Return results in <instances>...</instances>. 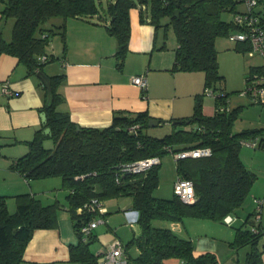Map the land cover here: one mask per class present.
<instances>
[{
    "label": "trees",
    "instance_id": "16d2710c",
    "mask_svg": "<svg viewBox=\"0 0 264 264\" xmlns=\"http://www.w3.org/2000/svg\"><path fill=\"white\" fill-rule=\"evenodd\" d=\"M2 2V16L12 17L14 22L9 40L0 30V54L16 56L26 66L28 74L43 71L48 62L63 60L62 56L48 54L46 47L51 36L57 33L62 41V53L66 52V18L88 19L95 14L109 18L106 28L117 39L114 55L121 68L130 37L129 11L139 7L141 21L148 12V22L155 29L166 30L169 24L172 26L176 47L171 69L203 71L204 88L215 87L216 82L223 79L219 74L215 40L237 27L232 20L221 18V13L233 11L234 14L240 3L239 0H112L103 6L100 0ZM54 17H60L61 22L53 28H44L43 24ZM234 48L249 50L250 45L236 42ZM42 54L47 56L44 61L38 59ZM253 71L264 73V67L251 66L250 74ZM48 78L52 88L48 104L46 87L40 80L46 121L30 140L25 141L27 151L13 158L10 168L27 181L59 176L62 188L67 190L66 201L44 204L36 194L22 192L14 195L15 211L10 212L7 196L0 195V264H20L33 231L57 227L60 209L70 213L77 236V241L68 245L70 260L78 264H97L99 252L90 248L96 238L93 233L84 237L81 232V227L94 218V213L83 205L92 198L102 201L124 195L132 196L131 208L138 213L140 228V234L124 245L127 264H165L168 257H178L186 264H219L214 252L195 253L190 239L178 236L169 227L155 225L154 221H183L192 217L224 222V217L243 203L257 178L240 157L241 144L259 137V148L264 147V138L260 137L264 128L234 132L231 123L237 108L218 110L219 106L226 107L227 92L224 91L215 96L212 115L203 114L202 95H196L192 113L174 118L170 123L172 130L160 137L145 131L151 118L147 111H115L109 126L83 127L71 120L67 109L60 108L64 100L60 84L65 75L55 74ZM191 122L192 127H181ZM133 125H137L136 132L128 130ZM46 127L50 128L47 134L43 132ZM46 139L52 141L51 147H45ZM205 146L211 149L208 156L175 160L177 176L193 182V202H183L174 192L169 198L154 196L164 153ZM152 156L160 157V163L145 172L130 173L121 169L122 164ZM260 236L259 231L236 228L230 245L251 246L242 264H259L261 252L257 244ZM132 247H136L138 253L132 254L129 250Z\"/></svg>",
    "mask_w": 264,
    "mask_h": 264
},
{
    "label": "crops",
    "instance_id": "0c3cea01",
    "mask_svg": "<svg viewBox=\"0 0 264 264\" xmlns=\"http://www.w3.org/2000/svg\"><path fill=\"white\" fill-rule=\"evenodd\" d=\"M109 1L112 0H106V4ZM100 2L103 5L102 0ZM97 17V20L66 18V52L62 53V43L60 47L55 42L51 45V50L47 51L48 54L62 56L63 60L59 58L57 62L54 60L45 64L43 72L47 76L65 75L60 84L64 98L60 108L69 111L71 120L83 127H105L112 123L115 111H147L151 117L162 120L164 124H170L174 118L189 116L193 111L195 96L200 94L204 85L203 71L172 70L176 44L169 51L159 31L148 22V12L144 13V21L140 20L139 7L129 11L128 51L123 66L118 67L114 55L117 39L106 28L109 18L107 15ZM3 20L0 10V30L3 37L9 40L12 28L7 32L2 25ZM165 20L167 19L163 21ZM52 21L57 25L61 18L54 17ZM136 74H144L147 82L145 89L131 82V76ZM4 83L8 84L10 94L6 93ZM43 103V90L36 74H28L26 66L16 56L1 53L0 142L5 145H21L30 140L36 129L43 124ZM15 157L18 155L10 158ZM242 161L248 169L256 172L245 160ZM11 162L8 160L0 168V181H3L0 195L9 197L22 192L38 194L49 192L53 184L62 185L59 176L27 181L10 168ZM53 198L64 202L58 196ZM255 199L262 201L259 221L254 216ZM112 201V208L117 210V215H122L120 222L124 219L129 224L110 223L106 215L110 211V204L107 207L102 204L98 213L104 216L105 221L98 223L92 232L96 238L93 242V251L96 253L115 239L125 245L140 234L131 208L132 201ZM7 206L10 211L9 199ZM229 216L232 218L230 224L216 221V225L211 224L213 221L209 219L192 217L183 221L155 220V224L169 227L178 236L190 239L195 253L211 251L215 253L219 264H242L251 248L250 244L236 247L230 245V242L235 238L237 227L252 229L257 225L264 228V177L257 176L243 203ZM260 237L257 244L258 251L261 252L259 264H264V236ZM76 241L77 236L70 216L58 213L57 227L38 228L33 231L20 264H78L70 260L68 249V245ZM242 247H245L243 254L239 252ZM129 250L132 254L138 253L136 247ZM165 264L186 263L178 257H168Z\"/></svg>",
    "mask_w": 264,
    "mask_h": 264
},
{
    "label": "rangeland",
    "instance_id": "374dc122",
    "mask_svg": "<svg viewBox=\"0 0 264 264\" xmlns=\"http://www.w3.org/2000/svg\"><path fill=\"white\" fill-rule=\"evenodd\" d=\"M103 6H106V0H102ZM3 7V2L0 0V10ZM237 10L243 9V4L238 3L236 6ZM98 15L89 16V20H97ZM221 18L224 20L231 21L233 19V11H223L221 13ZM56 20V19H53ZM14 19L12 17L4 18L2 25L7 32H10V28L13 25ZM56 26V23L52 21V19L47 20L44 24V28H53ZM161 34V37L166 41V46L170 50H173L176 44V37L172 26L169 24L164 30L162 27L157 29ZM165 31V32H164ZM235 30H231L234 32ZM165 33V34H164ZM54 42L61 47V38L59 34H53L50 39V43L46 47V51L51 50V45H54ZM215 46L218 51V65H219V74L223 76V79L216 82V94L220 91L227 92V102L226 108L229 111H232L237 108L236 114L232 119L231 127L234 132H240L243 130H253L264 128V98L261 101H255L248 93L245 92L246 89V79L250 75L251 66H258L264 64V57L259 54L250 55L249 50H237L234 48L235 42L231 41L226 36H218L215 40ZM58 59L55 60L57 62ZM201 103H202V112L205 115H212L215 111V97L211 95L204 94V85L200 91ZM193 126V122L182 125L181 127L184 129H188ZM172 130L171 124H159L156 126H149L145 131L154 136H163L169 133ZM261 138H264V134L260 135ZM45 147H51L52 141L50 139H46L44 141ZM17 146V147H16ZM21 146V147H18ZM28 149L27 144H17V145H5L3 142H0V168L3 167L4 163H8L13 159L10 158L12 155H23ZM18 153V154H15ZM240 157L242 160H245L248 165L254 168L257 173L256 175L264 177V147H251L245 143L241 144L240 147ZM254 161V162H253ZM257 161V162H256ZM0 169V173H1ZM176 169H175V158L171 152H166L161 156V164L159 165V182L157 188L154 190L153 194L156 197L161 198H169L173 194V182L176 178ZM40 180V179H35ZM57 184H53L50 187L51 190L49 192H40L36 195L42 199L44 204L50 203L54 201V196H58L60 200L66 201L67 190L62 188V185L55 186ZM3 186V181H0V187ZM54 187V188H53ZM47 196L49 198H47ZM11 201L10 212L15 211V198L14 196L7 197V200ZM112 200H118L122 203H131L132 196L124 195L119 197H107L103 198L101 203L107 207L110 202H114ZM12 203L14 206H12ZM111 207V208H110ZM103 208V207H102ZM105 209V208H104ZM109 213L106 215L109 217L110 223H116V225H121L120 223H126L124 219L123 222H120V217L122 215H117V210L112 208V204L109 205ZM63 209H60L58 213H65L70 216V213ZM101 211H103L101 209ZM123 212V210H121ZM120 211V212H121ZM94 218L103 219L100 223L104 222L105 218L100 213H94ZM119 218V219H118ZM210 220V219H209ZM211 224L218 225L219 222L216 220ZM215 221V222H214ZM155 224V221H154ZM105 225V224H103ZM113 225V224H112ZM136 225H138L136 223ZM158 225V224H155ZM131 232V230H130ZM264 236V235H262ZM262 236L260 238H262ZM93 242L90 244L91 250H94L95 246H93ZM134 249V248H133ZM242 249V250H241ZM239 252L241 254L244 253L245 247H242ZM134 252V251H133Z\"/></svg>",
    "mask_w": 264,
    "mask_h": 264
},
{
    "label": "built area",
    "instance_id": "2783aa9c",
    "mask_svg": "<svg viewBox=\"0 0 264 264\" xmlns=\"http://www.w3.org/2000/svg\"><path fill=\"white\" fill-rule=\"evenodd\" d=\"M243 4L242 10H237L233 14V24L237 27L234 32L228 34V38L233 42H244L250 45V55L259 54L264 57V0H239ZM262 17V18H261ZM47 58L45 54L38 57L39 60L44 61ZM264 67V64L261 65ZM131 82L138 85L141 89H145L147 82L144 74H136L131 76ZM6 93L10 94V89L7 83H4ZM216 88L213 86L205 87L204 94L217 96L221 94V91L216 94ZM245 92L248 93L255 101H261L264 98V73L259 71H253L246 81ZM227 109L225 106H219L218 110L222 111ZM137 125L130 126L128 128L131 132H136ZM243 143L251 147H259L261 140L259 137H255ZM211 153V149L205 147H195L179 150L173 152L175 160L185 157H201L208 156ZM160 163V157L152 156L137 159L121 165L123 172L130 173H141L148 170L155 164ZM173 192L186 203H191L195 200V192L193 182L190 179L176 177L173 182ZM255 220L259 221L261 212V199H255ZM101 201L97 198L90 199L89 202L83 205L87 211L92 213H98L101 208ZM134 211L135 218L137 221L138 213ZM103 220V219H102ZM101 219L93 218L81 227V232L84 237H87L93 232V229ZM132 220V222L134 221ZM224 222L230 224L232 218L228 215L224 217ZM132 224V223H131ZM253 231H259L264 235V228L256 226L252 227ZM97 264H127V257L125 254L124 244L119 240L115 239L110 242L102 251L98 253Z\"/></svg>",
    "mask_w": 264,
    "mask_h": 264
},
{
    "label": "water",
    "instance_id": "95a60500",
    "mask_svg": "<svg viewBox=\"0 0 264 264\" xmlns=\"http://www.w3.org/2000/svg\"><path fill=\"white\" fill-rule=\"evenodd\" d=\"M178 11H179V9L176 8V10H175L176 15H178ZM36 76L42 81V83L46 87V91H47V98H46L47 101H46V104H48L51 101V99H52V88H51V84H50L49 78H48V76L42 70L38 71L36 73ZM41 118H42V121L44 123L46 121V114H45V112H43L41 114ZM174 122H176V121H174ZM162 123H163L162 120H160L158 118L151 117L149 119L148 125L149 126H156V125H159V124H162ZM77 130H79V127H77ZM43 132L46 133V134L49 133L50 132V128L49 127L44 128Z\"/></svg>",
    "mask_w": 264,
    "mask_h": 264
}]
</instances>
